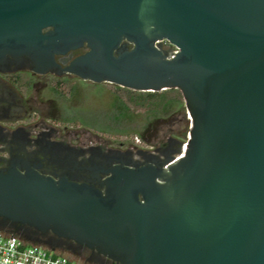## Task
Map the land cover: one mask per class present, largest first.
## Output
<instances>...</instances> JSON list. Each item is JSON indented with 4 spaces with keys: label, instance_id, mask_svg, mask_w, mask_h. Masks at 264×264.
<instances>
[{
    "label": "water",
    "instance_id": "water-1",
    "mask_svg": "<svg viewBox=\"0 0 264 264\" xmlns=\"http://www.w3.org/2000/svg\"><path fill=\"white\" fill-rule=\"evenodd\" d=\"M57 56L83 80L179 89L185 150L82 181L0 170V217L118 264H264V0H0V68Z\"/></svg>",
    "mask_w": 264,
    "mask_h": 264
},
{
    "label": "flooded vegetation",
    "instance_id": "flooded-vegetation-1",
    "mask_svg": "<svg viewBox=\"0 0 264 264\" xmlns=\"http://www.w3.org/2000/svg\"><path fill=\"white\" fill-rule=\"evenodd\" d=\"M82 52L75 51L73 56ZM67 57L57 56L61 66L45 72L34 70L28 58L0 68V170L16 167L25 172L31 167L42 174H67L82 181L94 178L97 170L120 160L133 159L144 164L176 150L177 140L172 138L136 153L133 149L122 150L104 142H94L87 134L77 138L73 136L72 127H61L57 100L62 92L59 84H63L62 79L76 76L65 71L71 59ZM0 229H23L36 242L59 245L88 264H118L52 232H41L2 217Z\"/></svg>",
    "mask_w": 264,
    "mask_h": 264
},
{
    "label": "rangeland",
    "instance_id": "rangeland-1",
    "mask_svg": "<svg viewBox=\"0 0 264 264\" xmlns=\"http://www.w3.org/2000/svg\"><path fill=\"white\" fill-rule=\"evenodd\" d=\"M61 82L63 84H59V87L62 92L57 95L61 127H72L73 136L77 138L87 134L94 142H104L122 150L133 149L136 153L150 150L152 146L141 138L139 132L143 131L144 124L155 113L167 118L169 111L175 110L170 103L173 93L167 90L150 96L146 91H137L110 82L95 83L76 76L62 79ZM180 93L182 95L181 91ZM165 102L168 104L165 105ZM187 119V132L177 140L173 155H178L177 150L187 142L190 128L188 112ZM58 250L76 258L68 250Z\"/></svg>",
    "mask_w": 264,
    "mask_h": 264
},
{
    "label": "built area",
    "instance_id": "built-area-1",
    "mask_svg": "<svg viewBox=\"0 0 264 264\" xmlns=\"http://www.w3.org/2000/svg\"><path fill=\"white\" fill-rule=\"evenodd\" d=\"M156 45H161L162 48L169 50L172 55L179 50L177 46L166 39L156 41ZM0 264L86 263L74 258L72 255L62 253L58 249L53 250L46 244L28 241L21 234L0 231Z\"/></svg>",
    "mask_w": 264,
    "mask_h": 264
},
{
    "label": "trees",
    "instance_id": "trees-1",
    "mask_svg": "<svg viewBox=\"0 0 264 264\" xmlns=\"http://www.w3.org/2000/svg\"><path fill=\"white\" fill-rule=\"evenodd\" d=\"M173 93L172 101L170 103L175 107L172 112L169 111V116L162 117L160 114L155 113L154 117L146 121L144 129L139 132V135L150 145H156L161 142H165L172 138L178 140L185 136L187 132V108L185 100L181 95L180 91L176 88L166 89ZM150 96H156L163 93L164 91H146ZM168 103L165 102V105ZM177 126V128L175 127ZM184 130H181L182 127ZM149 134V135H148ZM10 233H15L10 229H5ZM19 234V233H17Z\"/></svg>",
    "mask_w": 264,
    "mask_h": 264
}]
</instances>
